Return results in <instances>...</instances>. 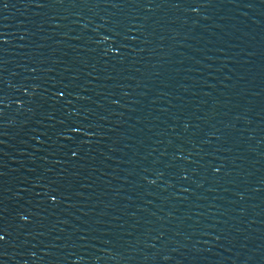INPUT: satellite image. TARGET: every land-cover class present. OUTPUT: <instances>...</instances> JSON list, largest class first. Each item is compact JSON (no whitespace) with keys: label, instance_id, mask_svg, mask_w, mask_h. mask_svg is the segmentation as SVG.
<instances>
[{"label":"water","instance_id":"95a60500","mask_svg":"<svg viewBox=\"0 0 264 264\" xmlns=\"http://www.w3.org/2000/svg\"><path fill=\"white\" fill-rule=\"evenodd\" d=\"M0 264H264V0H0Z\"/></svg>","mask_w":264,"mask_h":264}]
</instances>
